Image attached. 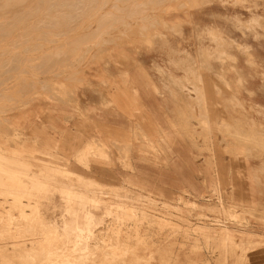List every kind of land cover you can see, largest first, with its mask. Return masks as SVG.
Masks as SVG:
<instances>
[{
  "label": "rangeland",
  "instance_id": "374dc122",
  "mask_svg": "<svg viewBox=\"0 0 264 264\" xmlns=\"http://www.w3.org/2000/svg\"><path fill=\"white\" fill-rule=\"evenodd\" d=\"M8 1L0 0V148L24 145L33 152L21 155L23 162L0 157V264H264V253L253 249L264 247V0ZM173 58L203 73L202 95L215 127L205 129L202 118L171 120L172 132L157 148L142 137L140 157L115 147L109 164L98 151L83 163L74 160L81 172H73L93 177L82 176L85 181L35 160L46 155L27 140L23 120H13L33 97L56 115L55 106L80 115L113 74L170 69ZM196 77L179 84L194 88ZM157 80L162 88L167 82ZM186 91L195 97L190 107H202L199 90ZM90 164L109 176L129 175L138 188L139 165L168 174L172 165L181 174L205 170L210 192L202 196L180 178L177 197L159 200L90 171ZM218 165L228 181L237 180L227 183L228 195L218 184ZM51 166L75 169L58 161ZM94 183L120 192L95 190ZM198 227L232 234L223 245Z\"/></svg>",
  "mask_w": 264,
  "mask_h": 264
},
{
  "label": "crops",
  "instance_id": "0c3cea01",
  "mask_svg": "<svg viewBox=\"0 0 264 264\" xmlns=\"http://www.w3.org/2000/svg\"><path fill=\"white\" fill-rule=\"evenodd\" d=\"M125 71V74L111 76L103 95L88 96L90 105H87L90 107L82 105L79 111L80 115L75 112L71 113L70 109L55 106L59 109V113L56 115V112L51 111V108H41L40 97H33L27 104L29 109L20 112L13 120L16 122L23 120V132L27 140L38 143L35 147L42 148L46 155L44 160H35L42 164L48 163V167H43L48 168L50 172L66 171L77 174L75 172H81V169L76 168L77 165L72 162L76 160L83 163L84 157L88 159L94 151H99L96 147L98 144L100 147L106 148L110 162V150L115 147L129 149L136 157H140V150L143 149L142 137L157 148L161 145L162 139L167 136L168 131L172 132L170 131L171 122L168 121L201 120V114L204 112H207V120H211L207 105L203 109L202 107H190L191 103H194L195 97L194 94L187 95L186 90H192V85L185 83L181 86L179 84L180 81H186L185 78H189L194 73L203 78V73L185 64L182 59L173 58L170 69L157 67L154 70L141 66L136 70ZM160 76L167 78V82L163 84V88L168 87L167 90H163L160 86L157 80ZM201 83H203V79ZM203 94L205 103L207 95L205 96L204 91ZM88 108L89 110H87ZM192 126H194L193 122ZM170 139L173 140V137ZM179 149V145L175 143L171 147L170 155L178 156L175 150L178 152ZM32 152L33 148L27 150L24 145L22 151L7 150L1 147L0 157L23 162L24 159L20 156L30 155ZM50 157L53 158L50 159ZM55 161H58L59 167L72 166L75 169L55 168L51 166ZM90 167V171L106 173L108 179L117 180L118 184H122V186H124L123 183H126L133 188L146 189L159 200H161L159 196L166 199L177 197L180 189L184 187L180 185V178L187 180L190 188L195 187L202 196L210 192V173L205 170H200V172L189 170L181 174L180 170L172 165V172L168 174L157 168L139 165L136 175L139 180L138 188L133 177L129 175L111 174L109 176L108 169H101L98 166L93 168L94 166L91 164ZM217 173L219 174L218 184L225 189V194L228 195L227 190H230L231 187H227V183L237 184V180L233 178L228 181L225 166L218 165ZM184 174H186V178L182 177ZM84 177L93 179L88 175Z\"/></svg>",
  "mask_w": 264,
  "mask_h": 264
},
{
  "label": "bare ground",
  "instance_id": "6f19581e",
  "mask_svg": "<svg viewBox=\"0 0 264 264\" xmlns=\"http://www.w3.org/2000/svg\"><path fill=\"white\" fill-rule=\"evenodd\" d=\"M2 1V0H1ZM8 1V0H7ZM23 1V0H22ZM38 1V0H37ZM40 1V0H39ZM57 1V0H56ZM59 1V0H58ZM65 1H67V0H65ZM76 1V0H75ZM134 1V0H133ZM188 1V0H187ZM186 1V2H187ZM9 2V1H8ZM24 2V1H23ZM48 2V1H47ZM60 2V1H59ZM69 2V1H68ZM233 2V1H232ZM7 3V2H6ZM10 3H11V1H10ZM20 3V2H19ZM43 3V2H42ZM53 3V2H52ZM66 3V2H65ZM188 3H190V2H188ZM41 4V3H40ZM4 5H6V4H4ZM48 5V4H47ZM97 5V4H96ZM184 5H186V4H184ZM50 6H53V5H50ZM49 6V7H50ZM72 6H74V5H72ZM12 7H14V6H12ZM36 7V6H35ZM34 7V8H35ZM38 7V6H37ZM41 7H42V5H41ZM45 7V6H44ZM5 8V7H4ZM20 8V7H19ZM27 8V7H26ZM6 9V8H5ZM27 10V9H26ZM9 12H11V11H9ZM140 12V11H139ZM154 12V11H153ZM11 15V14H10ZM23 15H24V13H23ZM118 15V14H117ZM2 16V15H1ZM8 16V15H7ZM115 16V15H114ZM6 17V16H5ZM4 18V17H3ZM17 19V18H16ZM260 21V19L259 18H252L251 20H250V23H258ZM104 22V21H103ZM8 23V22H7ZM13 23V22H12ZM102 24V23H101ZM1 26V25H0ZM14 26V25H13ZM178 28V26L176 25V24H173L172 25V29L174 30V31H176V29ZM3 30V29H2ZM17 30V29H16ZM1 31V30H0ZM79 31V30H78ZM4 33V32H3ZM91 33V32H90ZM212 34H214L213 32H212ZM1 35V34H0ZM88 36V35H87ZM5 37V36H4ZM12 37V36H11ZM23 38V37H22ZM28 39V38H27ZM27 39H26V41H27ZM35 39V38H34ZM75 39V38H74ZM37 40V39H36ZM35 40V41H36ZM85 42V41H84ZM1 43V42H0ZM46 43V42H45ZM2 45V44H1ZM10 46V45H9ZM24 46V45H23ZM7 47V46H6ZM13 47V46H12ZM18 47V46H17ZM12 49V48H11ZM30 49V48H29ZM9 50V49H8ZM13 50V49H12ZM15 50V49H14ZM44 51V50H43ZM6 52V51H5ZM13 52V51H12ZM26 52V51H25ZM52 52V51H51ZM10 53V52H9ZM56 53V52H55ZM4 55V54H3ZM19 55V54H18ZM36 55V54H35ZM50 56V55H49ZM69 56V55H68ZM248 56H251L249 53H248ZM21 57V56H20ZM37 57V56H36ZM39 57V56H38ZM46 59V58H45ZM9 60V59H8ZM43 60V59H42ZM44 61V60H43ZM63 61V60H62ZM61 61V62H62ZM60 62V63H61ZM116 62H117V60H116ZM119 62V61H118ZM117 62V63H118ZM63 63V62H62ZM65 63V62H64ZM114 63H115V61H114ZM122 65H124V64H122ZM121 65V66H122ZM7 66V65H6ZM35 66V65H34ZM38 66H39V64H38ZM120 67V66H119ZM123 67H126V66H123ZM62 68V67H61ZM5 69V68H4ZM34 69H36V66H35V68ZM47 69V68H46ZM122 69H124V68H122ZM122 69H120L121 71H123ZM195 74V73H194ZM196 75V74H195ZM199 75V74H198ZM198 75H196L197 77V85L196 86H194V88L193 89H195V91L198 89L199 90V94H201L202 95V88H200V84H201V80H200V77L198 76ZM19 79V78H18ZM36 83V82H35ZM24 86V85H23ZM202 87V86H201ZM34 88V87H33ZM29 89V88H28ZM15 90V89H14ZM35 90V89H34ZM204 90V89H203ZM24 91V90H23ZM194 91V92H195ZM25 92V91H24ZM27 92V91H26ZM197 92V91H196ZM23 93V92H22ZM19 94V93H18ZM24 94V93H23ZM26 95V94H25ZM2 97H3V95H2ZM11 99V98H10ZM201 102V104H202V109H203V107L205 106V103H204V98H203V95H202V101H200ZM204 105V106H203ZM203 111V110H202ZM204 112V111H203ZM207 113V112H206ZM205 112L203 113V114H201V118L203 119L201 122H202V124L205 126V129H209V128H211V127H215V126H212V125H210V122L207 120V114H206ZM205 119V120H204ZM236 131H233L232 133L234 134ZM238 133V132H237ZM235 134V135H238V134ZM240 134V133H239ZM102 150V152H100V151H98V154H96L98 157L100 156V160H103L104 161V163H106V164H109V162H110V159H109V156H108V152H107V150H106V148H102L101 149ZM245 152V151H244ZM95 153H97V151H94L93 152V154L95 155ZM249 153H250V151H249ZM92 154V155H93ZM245 154V153H244ZM93 155V156H94ZM249 155V154H248ZM251 155V154H250ZM95 157V156H94ZM4 166L6 167V168H8V169H10L9 171H16V172H19V171H17L16 169L15 170H13V169H11V168H9L8 166V164H4ZM72 176H74V177H77V178H79L81 181H85V180H83V178H82V176H80V175H78V174H72ZM95 184V183H94ZM94 189L95 190H102V191H117V192H120V188L118 187V186H115V185H106V186H101V185H97V184H95V187H94ZM150 201H152L153 202V200H151V199H149ZM96 208V207H95ZM8 212V211H7ZM2 217V216H1ZM176 226V225H175ZM198 230L201 232V234L203 235V236H205L206 238H208V239H213V240H218V241H220L223 245L227 242V240H226V236L227 235H231L232 233H229V232H227V231H223V232H220V233H216V232H210L209 231V229L208 228H204V227H198ZM249 236V235H248ZM213 242V241H212ZM216 243H217V241H215ZM220 243V244H221ZM218 246V245H217ZM258 245H256V247H254L253 249H254V251H255V253H257V254H261V253H264V247H257ZM41 247V246H40ZM223 247V246H222ZM35 249V248H34ZM38 249V248H37ZM240 249H241V251L242 252H245L246 251V249L244 248V247H240ZM26 250V249H25ZM12 251V250H11ZM40 253V252H39ZM24 255V254H23ZM22 255V256H23ZM27 256V255H26ZM32 264V263H31Z\"/></svg>",
  "mask_w": 264,
  "mask_h": 264
}]
</instances>
